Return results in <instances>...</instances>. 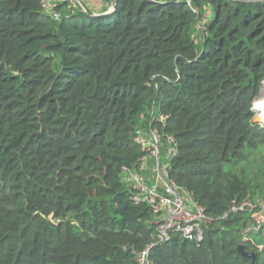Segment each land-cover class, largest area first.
I'll use <instances>...</instances> for the list:
<instances>
[{
  "label": "trees",
  "instance_id": "obj_1",
  "mask_svg": "<svg viewBox=\"0 0 264 264\" xmlns=\"http://www.w3.org/2000/svg\"><path fill=\"white\" fill-rule=\"evenodd\" d=\"M103 1L54 20L0 0V264H135L146 247L154 264H250L245 214L158 242L124 168L144 172L136 138L155 129L175 144L168 179L207 214L264 194V0Z\"/></svg>",
  "mask_w": 264,
  "mask_h": 264
},
{
  "label": "built area",
  "instance_id": "obj_2",
  "mask_svg": "<svg viewBox=\"0 0 264 264\" xmlns=\"http://www.w3.org/2000/svg\"><path fill=\"white\" fill-rule=\"evenodd\" d=\"M151 1L165 3L171 0ZM185 1L191 5L192 0ZM74 2L75 0H40V7L51 18L59 20L61 15L57 11V6L65 3L72 5ZM80 7L82 8V6ZM107 10H114L112 3ZM210 14V10H207L204 17L209 18ZM136 141L144 149L149 150L148 154L141 159V165L147 164L150 158H154L155 172L159 182L149 185L145 177L134 169L124 168V176L132 188V201L136 204L145 203L151 209L158 242H167L172 235H178L198 244L204 237L205 229L217 219L227 220L231 216L240 214H245L248 217V222L243 225L240 231V244H244L245 247L249 244L254 245L255 238L264 237V200L262 198L234 199L228 209L218 218L209 215L189 190L177 186L166 175L167 163L176 154L173 140H170L172 144L167 153L168 161L166 163L160 162L162 143L157 134L153 133L152 142H147L143 136H138ZM160 182L162 185L159 184ZM135 264H154L150 258V247L135 252Z\"/></svg>",
  "mask_w": 264,
  "mask_h": 264
},
{
  "label": "rangeland",
  "instance_id": "obj_3",
  "mask_svg": "<svg viewBox=\"0 0 264 264\" xmlns=\"http://www.w3.org/2000/svg\"><path fill=\"white\" fill-rule=\"evenodd\" d=\"M81 1L83 2L84 0H81ZM100 2L103 3L104 1L100 0ZM72 6L75 8L76 6L80 7L81 5H80V2L78 4V1L75 0V2L72 3ZM213 16H214V13H213V10H212L211 15H210V19H212ZM262 97H264V86L261 89V93H260L259 98L254 103V110L256 112L255 119L258 118L259 113H260V115L263 114V111H261V110L257 111L255 109L257 107L256 102L259 99H261ZM153 133L157 134V136L159 137L157 131L155 129H153L151 132L144 133L143 134V138H145L147 140V142H152L153 141ZM159 139H160V137H159ZM161 143H162V154H161L160 162L161 163H166L168 161V157L165 154H166L167 149L169 147L163 145L164 142H161ZM155 167H156V162H155L154 158H150L147 161V166H146V169H145L146 171L145 170H144L145 172L140 171L142 173V175L145 177L146 182L149 185H153V184L155 185V184H157L159 182V180L157 179V176H156ZM159 184L162 185L161 182ZM259 198H262L264 200V194L258 195V197L254 198V199H259ZM255 241H256V243L254 244V247L256 246L257 249L259 248L262 251V249H264V237H262V238L261 237H257V238H255Z\"/></svg>",
  "mask_w": 264,
  "mask_h": 264
},
{
  "label": "water",
  "instance_id": "obj_4",
  "mask_svg": "<svg viewBox=\"0 0 264 264\" xmlns=\"http://www.w3.org/2000/svg\"><path fill=\"white\" fill-rule=\"evenodd\" d=\"M77 1L80 2V4H81L83 10L86 11V12H87L89 15H91V16H102V15H107V14H110V13L113 11V10H106V11H104L103 13H94V12H92V11H91V10H90V9L84 4V2H82L81 0H77ZM177 1H179V0H171V1H167V2H165V3L177 2ZM112 4H113V8L115 9V8H116V4H115L114 2H112ZM255 109L258 111L257 108H255ZM259 115H260V113H259ZM259 115H258V116H259ZM256 121H258V122H260V123H262V124L264 125V120H261V118H257ZM237 250H238V252H239L241 255H243V256L248 257V258L251 259V263H250V264H254V262H255V260H256V257H257V256H256V253H254V252H247V251H246V247H245L244 244H239Z\"/></svg>",
  "mask_w": 264,
  "mask_h": 264
},
{
  "label": "crops",
  "instance_id": "obj_5",
  "mask_svg": "<svg viewBox=\"0 0 264 264\" xmlns=\"http://www.w3.org/2000/svg\"><path fill=\"white\" fill-rule=\"evenodd\" d=\"M84 4L94 13H101L102 9L107 6L105 3H101L100 0H84ZM104 6V7H103ZM108 8V6H107ZM107 10V9H106ZM103 12V11H102ZM147 164L141 165V169L145 170ZM146 171V170H145ZM144 171V172H145Z\"/></svg>",
  "mask_w": 264,
  "mask_h": 264
},
{
  "label": "bare ground",
  "instance_id": "obj_6",
  "mask_svg": "<svg viewBox=\"0 0 264 264\" xmlns=\"http://www.w3.org/2000/svg\"><path fill=\"white\" fill-rule=\"evenodd\" d=\"M256 105H257V109L258 110H261L263 111V114L262 115H259L258 118H261V120H264V97H262L261 99H259L257 102H256Z\"/></svg>",
  "mask_w": 264,
  "mask_h": 264
}]
</instances>
